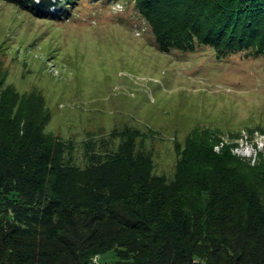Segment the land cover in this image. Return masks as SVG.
Masks as SVG:
<instances>
[{
	"label": "trees",
	"instance_id": "16d2710c",
	"mask_svg": "<svg viewBox=\"0 0 264 264\" xmlns=\"http://www.w3.org/2000/svg\"><path fill=\"white\" fill-rule=\"evenodd\" d=\"M39 18L68 21L97 0H6ZM102 1V0H101ZM111 1L103 0L109 5ZM135 6L157 46L218 59L264 55V0H123ZM88 2V3H86ZM45 97L6 84L0 68V264H264V160L219 150L222 134L192 131L175 176L154 172L139 133L89 165L66 161L72 141L46 131Z\"/></svg>",
	"mask_w": 264,
	"mask_h": 264
},
{
	"label": "rangeland",
	"instance_id": "374dc122",
	"mask_svg": "<svg viewBox=\"0 0 264 264\" xmlns=\"http://www.w3.org/2000/svg\"><path fill=\"white\" fill-rule=\"evenodd\" d=\"M97 1L54 21L0 0L6 84L45 97L52 114L46 131L73 144L66 161L86 167L90 139L106 152L133 130L155 174L172 180L178 144L205 127L222 134L216 150L230 144L241 158L264 160V55L218 59L212 46L165 53L133 4ZM115 259L108 252L100 263Z\"/></svg>",
	"mask_w": 264,
	"mask_h": 264
},
{
	"label": "built area",
	"instance_id": "2783aa9c",
	"mask_svg": "<svg viewBox=\"0 0 264 264\" xmlns=\"http://www.w3.org/2000/svg\"><path fill=\"white\" fill-rule=\"evenodd\" d=\"M100 259H101L100 256L99 257H96V259L95 260H92L90 264H101L100 263Z\"/></svg>",
	"mask_w": 264,
	"mask_h": 264
},
{
	"label": "bare ground",
	"instance_id": "6f19581e",
	"mask_svg": "<svg viewBox=\"0 0 264 264\" xmlns=\"http://www.w3.org/2000/svg\"><path fill=\"white\" fill-rule=\"evenodd\" d=\"M99 256H100V255H96V256H94L92 260H95V259H96V257H99Z\"/></svg>",
	"mask_w": 264,
	"mask_h": 264
}]
</instances>
